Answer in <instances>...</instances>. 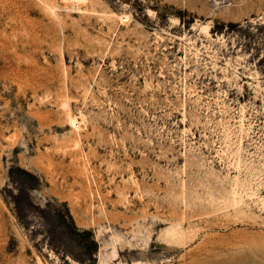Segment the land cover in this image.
Returning a JSON list of instances; mask_svg holds the SVG:
<instances>
[{
  "label": "rangeland",
  "instance_id": "374dc122",
  "mask_svg": "<svg viewBox=\"0 0 264 264\" xmlns=\"http://www.w3.org/2000/svg\"><path fill=\"white\" fill-rule=\"evenodd\" d=\"M0 264H264V0H0Z\"/></svg>",
  "mask_w": 264,
  "mask_h": 264
},
{
  "label": "bare ground",
  "instance_id": "6f19581e",
  "mask_svg": "<svg viewBox=\"0 0 264 264\" xmlns=\"http://www.w3.org/2000/svg\"><path fill=\"white\" fill-rule=\"evenodd\" d=\"M73 119V118H72ZM74 120V119H73ZM72 121V120H71ZM72 123H73V121H72Z\"/></svg>",
  "mask_w": 264,
  "mask_h": 264
}]
</instances>
